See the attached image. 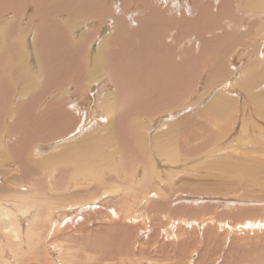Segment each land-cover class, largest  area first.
<instances>
[{
  "label": "rangeland",
  "instance_id": "rangeland-1",
  "mask_svg": "<svg viewBox=\"0 0 264 264\" xmlns=\"http://www.w3.org/2000/svg\"><path fill=\"white\" fill-rule=\"evenodd\" d=\"M84 1L85 3L83 2V4H85V6L82 5L83 9H81L82 7L77 6L79 5L77 4L78 0H72L70 2L69 0H0V117H2L1 120H3H0V122H2L0 124L4 125L0 126V132H3V136L5 135V139L8 142V146L5 151L0 150V176L7 175V172H14L16 178L21 180L22 182H31L30 180L38 178L41 168L40 164L42 163V161H47L48 159L55 157L56 154L65 152L67 155L75 154V152L81 149L82 146L89 145L93 138H97L96 135L99 134L97 130L101 129V127H103L102 125L105 126L106 124L105 121L98 122L99 126L95 127L93 130L83 134L82 136L71 142L57 147L56 149L49 150L50 153L46 154L42 158H33L32 156H29L27 154L26 156L16 161L14 164H10L6 160L4 161L1 159V155L6 152L10 146L18 147L19 145H21L19 141L21 140L24 142V137L28 138V141L27 138H25V141L28 142V144L38 142L41 145H55V140L59 141L63 139H56L55 137L63 136L64 138L67 137L66 139L71 140L80 133L79 131L76 132V135L75 132L71 133V135L70 133H66L69 132V130L71 131L72 127L74 128V123L71 124V129H66V127L70 125V123H68V121H65L64 116L61 117V119L53 118L52 121L41 118L35 119L32 118V116H29V114V117H27L24 111L23 112L25 114L22 113V110L24 109L23 106L25 104L27 106L26 108H28V106L32 104V100L34 98L33 95H37V99L44 96L41 98L43 103L41 107L42 109H44L43 106H45L47 101L50 102L52 100L61 99L63 104H68L67 106H65V108H69L72 111V114H75L73 116L75 117V120H77L79 117L81 118V114H78V111L76 112L74 110L76 109V107L70 106L69 102L76 100H78L79 102H85L87 94L89 96L90 93L92 94L96 91V89L94 91L90 90L92 86L95 87L96 85H93L94 83L93 81L89 80V77H84L85 74L94 73L96 77L101 78L99 79V81L114 76V74L112 76H107V73L105 75H102L101 73L98 74V70L103 71L104 69H108V67H93L89 60L91 57H93L92 54L95 53L94 50L97 49L101 39L112 32V30L114 29L117 16L124 13L122 17L125 18L126 13L130 14V12H132L134 3H132V1L130 0ZM134 1L137 3L140 1L143 4L142 1L145 2L146 0H133V2ZM150 1L154 4L156 3L155 0ZM62 2L64 3V6H66V9L70 7V4H72L71 7H74L72 10H69V12L71 11L72 13L73 11L74 13L75 11H77L78 14L77 12L76 15L75 13L67 14L69 12H65L66 9L64 8ZM131 3L133 4L132 7L130 5ZM173 3L175 5H173ZM155 7L162 10L160 13H157L158 15L150 14V10H148V13H145L147 14V16H143L145 14L142 13L132 15V18L133 16L134 18L136 17L135 21L137 23H135L134 25L131 24L128 31L133 40V43L135 44V50H139L140 48H142V45L145 43L144 41H146L145 44H148V46H146L145 49L147 50V54L138 51L137 57L135 56L136 53L132 54L131 57L132 60H134L135 58V61L139 60L136 63L137 66L143 67L138 64L140 60L144 58V61H146V58L149 59L151 56H153L151 54L154 53V60L153 57L152 59H149L150 61L147 59L149 61L148 67L151 66L150 69L159 70V66H162V63L163 65L168 66L167 61H169V59L171 58L170 56H172V58L174 59H178V52L181 56L187 54L183 57H179L183 58L182 63L184 64L183 68L179 67V69H181L179 70V72L181 71L183 75L189 68V71L191 72L187 71V75L188 77L192 75V79L190 78L191 81H189L190 79L187 77V75H184L182 76L181 80L179 79V81H183L182 79L186 77L185 81L181 82L180 84L183 87H185V82L186 84L191 82V84H189L191 95L186 96L184 100L192 98V105H194V103L196 105L184 107L185 109H180L181 111L179 110L177 111V113L173 112V118L164 120L177 121L178 126L175 129H177L179 139L176 146H178L177 152L182 155V148L184 145L182 142L190 141L183 140V137L186 134L190 132L193 133V136L195 138L194 140H191L193 144H201L209 141L206 136H209V133H211V128H213V125L207 122L209 119L208 115H214V110L216 109V107H213V109L212 105H214L216 102H220L219 99L215 98L217 95L216 93L221 92V96L223 97L222 101H224V103L221 102L222 106L226 105L227 107H229L231 105V110H233V113L229 111L230 115L228 118L235 117L236 120L241 117L242 112V110L238 109L234 111L236 103H239L241 105H250L253 102L260 103V101H263L261 103H264V0H160L158 1V4L155 5ZM149 14L153 18L150 19ZM72 15H74L75 20L78 21V26L76 24V26H72ZM157 16L162 18V20L164 19V21H162ZM40 17H44L46 19L42 20L40 19ZM47 18H50L52 20H60L61 22L64 21L62 25L68 26L71 31L74 30L75 35L77 34L76 41L81 35H89L90 33L87 32H91V36L89 35L85 46H83L82 55L79 59L84 69L79 71L74 68L67 71V81H65L63 85H58L61 81H56L55 79H53L54 76L50 75V77L47 78L48 73H46L45 71L42 72L41 61L36 56V50H34L33 47L31 36L32 32L29 31L30 33L28 34V32L25 31L24 34H21L17 30L18 26L20 28H25L27 24H30L31 21L34 23L40 21L39 27L46 26ZM129 19V16L128 18H125L127 22H129ZM139 19L141 21H143L144 19L145 23L147 21L146 26L143 27L144 29L142 28L143 30H140L138 33H132L133 30H136L138 29V27H140V24L142 22L140 23ZM148 19L151 20L150 23ZM67 20H69V22L72 24L71 26L69 25L70 23H68ZM153 21L155 22L153 23ZM151 23L153 25L150 26ZM155 23H157L156 26L154 25ZM158 23H160L161 25ZM5 26L8 27L10 33L3 35L4 30L2 28L5 29ZM156 29L159 30L157 31ZM151 30L152 32H149ZM162 36L166 41L163 40ZM148 37L151 38L149 39ZM158 39L159 42H157ZM59 40L61 41V39H57V41ZM162 41H164V44L167 45L163 46L165 48L161 47V43H163ZM151 42L156 45L153 46ZM157 44H160L158 46L163 51L165 50V52H163L164 54L161 53V49L155 48L157 47ZM191 48L193 52L190 51ZM171 49H174L177 55ZM151 50L153 53L151 52V54H149ZM169 52L171 53V55ZM156 54H158L159 56L161 55V57ZM173 54H175V56H173ZM188 56L191 57L190 59L192 61L188 58ZM187 58L189 61H187ZM155 60L157 62L158 60H160L159 66L157 65L158 63H156ZM189 62L191 63L189 64ZM192 63L193 66L191 65ZM151 64L154 65L152 66ZM67 65L70 67L72 66L71 62L69 61ZM245 66L246 68H252L254 70L249 69L248 71L245 70L243 72V68ZM224 71L226 73H224ZM100 74L102 75L101 77L99 76ZM172 74L173 72L170 75ZM214 74L218 77H224L228 75L229 77L227 79L225 78L223 81H227L231 77L233 78L232 82L234 80L237 81L235 82L233 88H227L230 91L224 89L225 85H223V90L215 92L216 89L219 88L217 86H219L220 83L219 78L214 79L216 77ZM76 77L79 78L77 79ZM46 78L47 81H50V83H57H49V85H47V88H45ZM4 79L8 81V85L3 84ZM35 79H37V83L34 81ZM78 80L79 85H77ZM222 83L224 82H221V84ZM53 84L57 85V87H59L60 89ZM191 85H193V87ZM76 87L77 89H75ZM50 89L51 91H49ZM209 91L211 92L210 96ZM200 95H203L202 98L200 97ZM143 102H145L146 104L152 103V101ZM6 103L9 105H5ZM206 104H209V109H211V111L207 109ZM182 105L185 106V104ZM182 105L178 106L177 108H182ZM79 106L81 109L83 107H86V105H83L81 103L79 104ZM261 107L262 110H264V104L263 106H260V108ZM47 109L48 107L45 108V110ZM5 111L10 112V114L5 113ZM251 111H253L252 107ZM20 112L22 114H20ZM246 113L247 111L245 112V114ZM7 114L8 116H6ZM153 116L154 114L150 115L149 118ZM185 116H190V118L185 119ZM18 117H22L19 119L20 121L17 119ZM154 117L155 119H157V117L160 119H164L166 117V114H159V116H156L155 114ZM253 118L255 121L251 119L250 116H245V119L247 121L244 120V122L249 125L250 130L253 126L264 129V111H261L260 114L254 113ZM23 119L26 120V123ZM87 119L88 118L84 116L81 120L85 121ZM142 119L145 120V118ZM21 120H23L25 124H23ZM223 120L219 121V126L225 124ZM18 122L20 124H18ZM96 123L97 122H94L93 126ZM152 123L154 124V122ZM152 123L150 125V127L152 126V129L149 127H146L145 129L144 138L147 139V141L142 144L135 145L141 153V158L145 157L147 155V152L152 151V149L154 150V152L157 151L160 144L163 143H161L163 136L168 135L167 133H164L160 138H153L149 140V136L152 135L153 132L157 131V128H155ZM240 123H233L228 132L233 133L231 139L225 142L226 138H220L221 142L218 140L216 144L210 147L214 154L212 152H209L208 156H205L206 158L204 157L203 160L196 159V161L189 162L185 166L180 164L184 161L182 159L181 161L179 160L180 163L177 162V164L174 163L175 165L172 164L171 166L167 163L161 165L160 158H155L154 168L156 167L155 169H159L158 173L161 174L159 175V177L161 176L160 178H165L167 175V181L159 182L153 180L154 184L161 186L162 191L166 196L168 195L169 198L171 196L172 197L169 200L168 197H166L167 200H164L166 198L154 197L149 198V200L147 199L148 202H142V206H144L143 208H145L143 213V218L145 220L141 216L139 217L136 215H134L136 216V221L133 219L119 218L118 216L114 217L111 214L114 211L113 206H111L109 208V211L107 208L103 207L101 210L103 213H92L91 215L86 216L88 221L84 217L83 220H80L78 223L72 224V227H69L68 229L66 227H62V229H67L68 232L66 234H70L73 229H84V235L82 234V232H78L79 234H76H78L79 237H75V240L73 242H64L66 244H72V249L69 250L68 253L74 254V260L79 261L80 263L84 262L88 256H92L95 260L104 259V261H101L102 264H122L124 261L122 254L133 250V255L137 254L140 251L139 253L141 254L140 256L142 257L141 261L143 264H155V261H158L157 264H232V262L234 261H232L231 259L235 255H238L240 252H242V250L244 251L248 249L249 246L254 245L255 241H258L259 239L260 240L257 243H260L261 239L262 241H264V227L261 226V228H259V221H257L256 224L252 227L242 226V228L245 229H242L241 227V229H238L239 226H234V224L237 223L239 225L240 220H243L245 216L251 217L255 215H264V211H260V207L257 204H249V202L255 197L262 194L264 195V142L248 143L246 137L250 132L238 131ZM256 123L259 125H257ZM17 124L19 126L21 125V129H17V131H15V127ZM204 124L207 127L204 126ZM10 125L13 128H11ZM20 127L17 126L16 128ZM215 128L217 130V128L219 127H214L213 131L215 130ZM88 129L90 128H86V130ZM178 129H180L181 131ZM10 130L12 132H15L11 133ZM218 131H220V129ZM218 131H216V133H219ZM106 132L107 130L102 132L103 136L106 134ZM29 133H31L32 138L28 136ZM204 133H207L208 135ZM197 134L201 135L197 136ZM22 137L23 139H21ZM29 138H31V140H33L34 142H30ZM81 139H84V142L80 144ZM261 140L264 139H255L254 141ZM44 142L50 143L46 144ZM100 143L104 144L102 147L103 156L113 155L114 161L116 162L115 159L118 160L119 158L117 151H119L120 143L117 141L105 143L102 140ZM250 144L253 145L249 146ZM25 146L26 145L23 144L21 147ZM19 148L18 152L16 151L17 149H12L14 152L16 151L17 154L19 153L18 155L15 153V156L17 157L21 154L19 152ZM255 148H257V150L253 151ZM10 150L8 149L7 152H9V155L11 156L14 152H11ZM221 151L225 152L223 153ZM239 156L247 162H251L250 159L252 157L258 160H263V165H261L262 167L260 166L258 167V169H254L257 172L255 173L256 176H247L241 174L238 170L231 168V163L235 162L236 159L239 158ZM211 158L213 162L211 161ZM217 159L218 161H216ZM210 161L212 163H210ZM85 162L87 163L88 160H86ZM221 162L223 163L221 164L223 165L222 167L219 164ZM69 163L70 161L67 163V168L64 171L62 169L53 170V176H56L54 178L55 181L63 178L62 184H66L68 182L72 184L74 183V179L76 177H72L71 179L68 176V173L74 170L75 167H72V165L68 166ZM100 164L101 168L99 169V171H101V179H107L108 177H110L113 170H111L110 168H106V163L103 157H101L100 159ZM209 167H212L213 169ZM173 171L174 173L176 172L175 175H173ZM169 177L171 178L169 179ZM155 178L157 179V176H155ZM5 179L6 177L0 180V182L3 181V184H0V187H4ZM83 180L84 178L82 176L77 179V181L79 182H82ZM86 181L89 183V187L91 188L97 185V182L90 179H86ZM257 190H259V192ZM213 191H216V193L212 194ZM247 192H249L250 198L249 196H247V198L244 197L247 195ZM70 193L84 194L82 189L74 187H72ZM150 199L152 200L150 201ZM193 199H197L195 200L196 202L193 201ZM229 200L232 204L228 202ZM254 200L256 201V199ZM102 201L106 200L103 199ZM159 201L161 203L164 201V204L162 203L163 206L168 207L169 205V208L166 209L165 207H163ZM158 204L161 207H158ZM99 208L100 207H97L92 211H100L97 210ZM152 208L153 210H150ZM243 208L247 209V211L243 210ZM248 208L254 209L253 212H248ZM104 215H106V217H104ZM179 219L180 221L181 219H194L196 221L200 220L204 222H201L200 226H197L195 224L185 227L183 226L184 224H176L177 222L173 223L174 220L179 221ZM24 225H27V222H25ZM179 226L182 227L180 228ZM164 228H168L169 231H174V233L172 235H169L168 238V236L164 235V233H166L168 229L166 230ZM110 229H114V231L110 233ZM137 229L138 231H136ZM104 235H106L107 240L97 246L89 245L88 240ZM205 236L208 238L205 239ZM133 240L137 241L135 243V246L131 245ZM156 241L158 243V246L156 245V243L155 245L152 244V242ZM147 258L148 261H151V263L146 262ZM160 260L161 262H159Z\"/></svg>",
  "mask_w": 264,
  "mask_h": 264
},
{
  "label": "bare ground",
  "instance_id": "bare-ground-1",
  "mask_svg": "<svg viewBox=\"0 0 264 264\" xmlns=\"http://www.w3.org/2000/svg\"><path fill=\"white\" fill-rule=\"evenodd\" d=\"M70 1L72 0H69V2ZM130 1L134 3V6H133L134 8L132 12H130V14L126 13V17L127 18L128 16L130 17L129 22L125 20L126 17L125 18L122 17L124 13L119 14L116 18V25L114 26V29L112 30V32H110L109 34H107L101 39L100 43L98 44L97 49L94 50L95 53L92 54L93 57H91L89 60V62L93 65V67H97V68H100L101 66L108 67V69H104L105 71L98 70L97 71L98 74L101 73L102 75H105L107 73V76H112L113 74L114 76L108 77L107 79L99 81V79L101 78L96 77L94 73L85 74L84 77H89V80L93 81L94 83L93 85H96L95 87L92 86L90 88L91 91H94L96 89L95 93H92V94L90 93L89 96L91 97H89L87 94L86 98L88 99L85 98V102L81 100H80L81 102H79L78 100L69 102L67 100L70 103V106L76 107V109L74 110L76 112L78 111V114L79 113L81 114V118L79 117L77 120H75V117L73 116L75 114H72V111L69 108L68 109L65 108V106H67L68 104H63L61 99L52 100V101L49 100L50 102L46 100L48 103L46 102L45 106H43L44 109H42L41 107L43 103H42L41 98L44 96L37 99V95L35 96L33 95L34 98L32 100V104H30L28 108H26L27 107L26 104L23 106L24 109L27 110V112L26 110L21 108L23 109L22 113L25 112L27 117L32 116V118H35V119L41 118L45 120H52L53 118L61 119V117L64 116L65 121H68V123H70V125H68L66 129L68 130L71 129L72 127L71 124L74 123L73 124L74 128L72 127L73 130L71 129V131L69 130V132H66V133H70V135L71 133H74V132L76 135L77 131H79L80 133L76 135L74 138H72L71 140L66 139L67 137L64 138L63 136L55 137L56 139L63 138L59 141L55 140V145L58 143L56 146L53 144L41 145L38 142H34L33 140H31L32 138L31 133H29L30 135L28 134V136L31 137L29 138L30 139L29 141L30 142L32 141L34 143L28 144V142L25 141V138L27 137L23 136L24 142L21 140L19 141L21 145H19L18 147L10 146L8 148L9 150L11 149L10 150L11 152L13 151L12 149H17L16 151L18 152V148L20 147L19 152L21 154L18 157L15 156L16 151L15 152L13 151L14 153L10 156L9 152H7L8 149L6 152H4L1 155V159L4 161L6 160L10 164H14L16 161L26 156L27 154L29 156H32L33 158H42L46 154L50 153L49 150L56 149L57 147L62 146L65 143L71 142L79 138L83 134L93 130L95 127L99 126L98 122L105 121L106 124L105 126L102 125L103 127L97 130L99 132V134L96 135L97 138H93L89 145L82 146L81 149L75 152V154L67 155L65 152L61 154H56L55 157H52L51 159H48L47 161H42V163L40 164L41 168L39 171L38 178L30 180L31 182H28V181L22 182L21 180L16 178V175L14 174V172H7V175L0 176L1 178L0 180L6 177V179L4 180L5 182L4 187H0V264H35V263H38V264H41V263H44V264H102L101 261H104V259L95 260L92 256H88L86 260L81 263L79 261H75L74 260L75 255L72 253L70 254L68 253V251L72 249V244L70 245L64 242L65 241L69 243L73 242L75 240V237H79L78 232L80 233L82 232V234L84 235V229L82 228L73 229L70 232V234H66L68 232L67 229L69 227H72V224L78 223L80 220H83L84 217L87 220L86 216H89L92 213H103L101 211L103 207L107 208L109 211V208L113 206L114 211L110 213L114 217L118 216L119 218L133 219L135 221H136V216H139V217L141 216L143 218V213H144L145 208H143L144 206H142L143 205L142 202H148L147 199L149 200V198H154V197H158V198L168 197V195L166 196L163 193L161 186L154 184L153 180L159 181V182L167 181L166 180L167 175L165 178H160L161 176L159 177V175L161 174L158 173L159 169H155L156 167L154 168L155 158L157 159L160 158L161 165L164 163H167L171 166L172 164L175 165L174 163L176 164L177 162L180 163L182 159L184 161L183 163H180V164L185 165V166L189 162L196 161V159L203 160L205 156H208L209 152H212L214 154V152L210 149V147L216 144L218 140L221 142L220 138L221 139L226 138L225 142L231 139V137L233 136V133H228V132L230 128L232 127L233 123L239 124L240 121L241 123H240V126L238 127V131L250 132L247 135V137L245 136L248 143L264 142V140L254 141L255 139L256 140L264 139V129L253 126L252 129L250 130L249 125L246 122H244V120H246L245 116H250V118L254 120L253 118L254 113L260 114L261 111H264L262 110V107L260 108V106H263L264 104V103H261L263 101H260V103L253 102L250 105L249 104L241 105L239 103L238 104L236 103L234 107V111H236L237 109L242 110L241 117L238 120H236L235 117L228 118L230 115L229 111L233 113V110H231V105L229 107H227L226 105L225 106L221 105V102L224 103V101H222L223 97L221 96V92H218V91L223 90V85H225L224 89L226 90H228L227 88L229 87L233 88L237 80L236 81L234 80L232 82L233 78L231 77L229 80L223 81L225 78L227 79L229 76L226 74L227 76H224V77L221 76L222 77L221 78V77L216 76L215 75L216 73H215L214 75L216 77L214 79L219 78V83H220L219 86H217L219 88L214 87V88H217L215 92H218L216 93L217 95L215 98L219 99L220 102H216L214 105H212V108L216 107V109L214 110V115L213 116L211 115L212 117L210 116V114L208 115L209 119L207 122L211 123L213 125V128L217 126L219 128H217V130L215 128L214 131H213V128H211L212 129V131L210 130L211 133H209V136H206L207 139H209V141L201 143V144L192 143L191 140L195 139L192 132L186 134L183 137V140H190V141L182 142L184 144L182 148V155L177 152L178 146L176 145L179 139L177 129H175L178 126L177 121L173 120L174 121L173 122L172 120L171 121H164V120L173 118L172 117L173 112L177 113V111H179L180 109H183L184 107H187V106L190 107V106L196 105L195 103L194 105H192L191 103L192 98H188L184 100L186 96L191 95L190 94L191 91L189 90L190 89L189 84H191V82L187 84L185 82L184 83L185 87H183L180 84L181 82L185 81L186 77L182 79L183 81H179V79L181 80L182 76L188 74L187 71L191 72L189 71L190 70L189 68L188 70H186V72L183 75L181 71L179 72V70H181L179 69V67L181 68L184 67V64L182 63L183 58H179V57H183L187 54L183 53L185 55L181 56L179 55V52H178V56H179V57L177 56L178 59H174L172 58V56H170L171 58L169 59V61H167L168 66L163 65V63H162V66H159L160 60H158V62L155 60L156 63H158L157 65L159 66V70H156V69L153 70V69H150L151 66L148 67V64L150 61L149 59L150 58L152 59V57L154 56V53L151 50L150 53L149 52L148 53L151 54L152 52L153 54L151 55L153 56L151 57L149 56L150 57L149 59L146 58V61H144V58L140 60L138 64H140L143 67L137 66L136 63L139 60L137 59L138 61H135L136 58L132 60L131 55L136 53L135 56L137 57L138 51L141 53L144 52L145 54H147L146 53L147 50L145 49H146V46H148V44H145L146 41H144L145 43L142 45V48H140L139 50L137 49L135 50V44L133 43V40L128 31L129 26H131V24L134 25L135 23H137L135 21L136 17L134 18L133 16L132 18V15L141 14V13L145 14L146 12L148 13V10H150L149 11L150 14L155 15L157 13H160L162 10H160V8L158 9L157 7H155V5L158 4V1L160 0H155L156 2L155 4L152 3L150 0H146L145 2L142 1L143 4L140 1L138 3L135 1L133 2V0H130ZM83 2L85 3L84 0H78L77 4L79 5L77 6L79 7H82V5L85 6ZM132 3L130 4L131 7L133 5ZM174 3L173 5H175ZM71 5L72 4H70V7L66 9L65 8L66 6H64V3H63L64 8L66 9V10L64 9L65 12L66 11L69 12V10L73 9L74 6L71 7ZM81 9H83V7ZM76 12L77 11L74 12L75 15H76ZM70 13L71 11L67 14H70ZM74 13L72 11L71 14H74ZM150 14H149V17L151 19L153 17H151ZM143 16H147V14ZM157 17L160 18L159 16ZM71 18H72V21L71 19L70 21L73 25L69 22V20H67L68 23H70L69 25L78 26V21L75 20V16L72 15ZM40 19L44 20L46 18L40 17ZM150 19H148L149 23L151 22ZM160 19L162 20V18ZM162 21H164V19ZM63 22H61L60 20H55V19L52 20L50 18H47L46 26L39 27L40 21L37 23H34L31 21L30 24H27L25 28H20L19 26L17 28L18 32L21 34H24L25 31H27L28 34L32 32V35H31L32 43H33L34 50H36L35 54L41 61L42 65L41 64L40 65L42 67V72L45 71L46 73H48L47 78H49L50 75H52L54 76L53 79H55L56 81H61L58 85H63L65 81H67L66 73L70 69L75 68L76 70H79V71L84 69L79 59L81 58V55H82L83 46H85V43L87 42L89 35L91 34V32L86 31L87 33H90V34L89 35L83 34L76 41L77 34L75 35L74 30L71 31L68 26L62 25ZM154 22L155 21H153V23ZM140 23H141L140 27H138V29L136 30H133L132 33L134 32L138 33L140 30H143L144 29L143 27L146 26L147 21L145 23L143 19V21L140 20ZM151 25L153 24L151 23L150 26ZM154 25L156 26L157 23H155ZM2 29L4 30L3 35L10 33V30L8 29V27L5 26V29L4 28ZM156 30L158 31L159 29H156ZM149 32H152V30ZM57 39H61V41L60 40L57 41ZM163 40L166 41L164 37H163ZM164 41H162L163 43H161L162 48H165L163 47L165 45ZM157 42H159V39ZM151 43L153 44V42ZM152 44H151V47H152ZM154 45L156 44H153V46ZM158 45L160 44H157V47L155 48L161 49ZM172 51H174L175 54L177 55L174 49ZM190 51L193 52L192 48ZM163 52H165V50L161 51V53ZM155 53H156V50H155ZM161 53H158V54H161ZM175 54H173V56H175ZM159 57H161V55ZM188 58L190 59L191 57L188 56ZM188 58H187V61H189ZM153 60H154V57H153ZM68 61L71 62L72 64L71 67L67 65ZM163 61H164V58H163ZM190 63L191 62H189V64ZM191 65L193 66V63ZM249 69H252V68H246L245 66L243 68V72L245 70L248 71ZM170 70L173 72L172 75H170L172 73ZM224 73L226 72L224 71ZM101 74L99 75L100 77L102 76ZM191 76L192 75L188 77L187 75L189 79L190 78L192 79ZM241 76H242V73H241ZM47 78L45 80V88H47V85H49L50 83L49 80H48L49 82L47 81ZM74 79H71V80H74ZM191 79L189 81H191ZM34 81L37 83V79H35ZM221 82H224V83L221 84ZM52 83H57V82H52ZM77 83H78L77 85H79V80L77 81ZM3 84L8 85V81L4 79ZM53 85L57 87V85L55 84ZM191 86L193 87V85ZM75 89H77V87ZM49 91H51V89ZM210 93L211 92L209 91V96H210ZM202 96L200 95L201 98ZM143 101H152V103L146 104ZM80 103L83 105H86V107H83L81 109L79 106ZM182 104H185V106H183ZM5 105L8 106L9 104L6 103ZM180 105H182V108H177ZM206 105H207V109L211 111V109H209L210 108L209 104H206ZM47 107L48 109L45 110V108ZM251 107L253 108V111H251ZM246 111L247 113L245 114ZM5 113L10 114V112H6V111ZM22 113L20 112V114ZM152 114H154V116L155 114L156 116H159V114L161 115L166 114V117L164 119L163 118L160 119L158 117L157 119H155L154 116L149 118V116ZM6 116H8V114ZM84 116L87 117L88 119L85 121H82L81 119H83ZM20 118L18 117L17 119L19 120ZM142 118H145V120H143ZM189 118L190 116H187V117L185 116V119H189ZM1 119L2 117H0V120ZM23 120L21 121L23 122ZM221 120H223V122L225 123L223 124L224 126L221 125L223 127L219 126V123H220L219 121ZM94 122H97L98 124L96 123L93 126ZM152 122H154V124ZM25 123H26V120H25ZM25 123L23 122V124ZM151 123L153 124V126H155V128H157V131L153 132V134L149 136V140L153 138L154 139L160 138L162 137L164 133H167L168 135L163 136V139L161 141V143L162 142L163 143L160 144L157 151L154 152V150L152 149V151L147 152V155L145 157L141 158L140 157L141 153L139 149L136 148L135 145L142 144L145 141H147V139L144 138L145 137L144 133H145L146 127H149V128L152 127V126L150 127ZM155 123H158V124H155ZM18 124L20 123L18 122ZM18 124L16 125V127L21 126V125L19 126ZM205 124L204 126H206ZM0 126H4V125L0 124ZM16 127H15L16 129L15 131H17V129L19 130L21 129V127L20 128H16ZM88 127L90 129L86 130V128ZM219 129L220 131H218ZM105 130H107V132L103 136L102 132H104ZM216 131H218L219 133H216ZM14 132L11 131V133H14ZM204 134L208 135L207 133H204ZM198 135H201V134H197V136ZM23 137L21 139H23ZM36 140H40V139H36ZM101 140L104 141L105 143H111L115 141L120 143L119 151H117L119 158L118 160L115 159L116 162L114 161L113 155L103 156L102 147L104 144L100 143ZM27 141H28V138H27ZM21 142L25 144L26 146L21 147L23 145ZM50 142H47V143L44 142V143L48 144ZM83 142H84V139H81L80 144ZM252 145L250 144L249 146H252ZM7 146H8V142L5 139V135L3 136V132L2 133L0 132V150L5 151ZM256 150L257 148H255L253 151H256ZM221 152L224 153L225 151H221ZM179 155H181L182 157ZM101 157H103V159L105 160L106 168H110L111 170H113L110 177H108L107 179L103 178V180L101 179V171H99V169L101 168V164H100ZM86 160H88L87 163L85 162ZM214 160H215V157H214ZM69 161L70 163L68 164V166L72 165V167H75L74 170L68 173V176L71 179L72 177H76L74 179V183L72 184L68 182L66 184H62L63 178L55 181L54 178L56 176H53V170L62 169L64 171L67 168V163ZM211 161L213 162L212 158H211ZM211 161L210 163H212ZM216 161H218V159ZM250 161L251 162H247L239 156V158H237L235 162L231 163V168L236 169L241 174H244L247 176H256L255 173L257 172L254 169H258V167L263 165V160H258L252 157ZM219 164L221 167L223 166L221 165L223 164L222 162ZM209 168L213 169L212 167H209ZM175 173L173 171V175H175ZM214 173H217V172H214ZM81 176L84 178V180L82 182L77 181V179H79V177ZM155 176H157V179L155 178ZM170 178L171 177H169V179ZM86 179H90L92 181L97 182V185L93 186L92 188L89 187V183L86 181ZM0 184H3V181L0 182ZM72 187L82 189L84 194L70 193ZM20 188H25V189H20ZM257 191L259 192V190ZM214 193H216V191L212 192V194ZM246 194L247 195L244 197L247 198V196H249V192H247ZM171 197L170 198L168 197V200L171 199ZM103 199H105L106 201H102ZM254 199H256V201ZM254 199L251 200L249 204H257L260 207L259 208L260 211H264V195L262 194L260 196L255 197ZM151 200L152 199H150V201ZM164 200H167V198ZM195 200L193 199V201ZM228 202L231 203L230 200ZM255 202H260V203H255ZM162 203L164 204V201ZM97 207L101 208V209L100 208L97 209L100 211H92V210H95ZM158 207H161V206L159 205ZM165 208L166 209L169 208V205L168 207L166 206ZM86 210H90V211H86ZM150 210H153V208ZM243 210L247 211V209H244V208ZM253 210L254 209L248 208V212H253ZM104 217H106V215H104ZM179 221L174 220L173 223L177 222L176 224H179V223L181 225L184 224L183 226L186 227V226H189V225L192 226L195 224L197 226L198 225L200 226L201 222H204L200 220L199 222L198 220L196 221L194 219L193 220L181 219V221L180 222ZM257 221H259V224H258V226L260 225L259 228H261V226L264 227V215H260V216L255 215L251 217L245 216L243 220H240L239 225L237 223V224H234V226L235 227L239 226L238 229H241L242 226L252 227L256 224ZM25 222H27V225H24ZM62 227H66L67 229H62ZM179 227L181 228L182 226H179ZM242 229H245V228H242ZM113 231L114 229L112 230L110 229V233H112ZM136 231H138V229ZM173 233L174 231L172 232V231H169L168 229V231H166L164 235L168 236L169 238V235H172ZM206 238L208 237L205 236V239ZM105 240H107L106 235L101 236V237L91 238V240H88V243L90 246H97L100 243L104 242ZM136 240H133V242L131 241L132 246L136 245L135 244L137 242ZM259 240L255 241L254 245L249 246L248 249L244 251L242 250V252H240L238 255H235L233 258L231 257L232 258L231 260L234 261L232 262V264H245V263L264 264V241H262L261 239L260 243H257L259 242ZM155 243L158 246L157 241L152 242L153 245H155ZM159 246H162V245H159ZM118 250H121V249H118ZM139 252L134 255L132 254L134 253L133 250L123 253L122 257L124 258V261L122 264H143L141 261V258H142L140 256L141 254ZM146 262L151 263V261H148V258L146 259ZM159 262H161V260ZM154 263L157 264L158 261H155Z\"/></svg>",
  "mask_w": 264,
  "mask_h": 264
},
{
  "label": "water",
  "instance_id": "water-1",
  "mask_svg": "<svg viewBox=\"0 0 264 264\" xmlns=\"http://www.w3.org/2000/svg\"><path fill=\"white\" fill-rule=\"evenodd\" d=\"M93 90V89H92Z\"/></svg>",
  "mask_w": 264,
  "mask_h": 264
}]
</instances>
